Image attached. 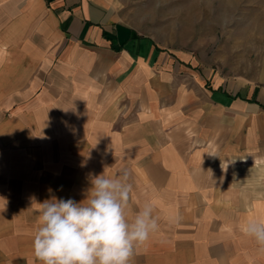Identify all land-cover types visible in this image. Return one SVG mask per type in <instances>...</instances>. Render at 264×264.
Wrapping results in <instances>:
<instances>
[{
  "label": "crops",
  "instance_id": "1",
  "mask_svg": "<svg viewBox=\"0 0 264 264\" xmlns=\"http://www.w3.org/2000/svg\"><path fill=\"white\" fill-rule=\"evenodd\" d=\"M130 17L123 0H0V264H40L39 203L121 170L130 208L159 217L131 264H264L243 232L264 221V105Z\"/></svg>",
  "mask_w": 264,
  "mask_h": 264
},
{
  "label": "rangeland",
  "instance_id": "2",
  "mask_svg": "<svg viewBox=\"0 0 264 264\" xmlns=\"http://www.w3.org/2000/svg\"><path fill=\"white\" fill-rule=\"evenodd\" d=\"M165 49L264 105V0H123Z\"/></svg>",
  "mask_w": 264,
  "mask_h": 264
},
{
  "label": "clouds",
  "instance_id": "3",
  "mask_svg": "<svg viewBox=\"0 0 264 264\" xmlns=\"http://www.w3.org/2000/svg\"><path fill=\"white\" fill-rule=\"evenodd\" d=\"M221 167L227 168L224 162ZM129 175L121 170L116 176H93L79 202L52 196L39 203L32 252L40 264H131L136 251L159 230V217L150 202L130 208ZM178 219L170 217L169 222ZM243 232L264 249V221H248Z\"/></svg>",
  "mask_w": 264,
  "mask_h": 264
}]
</instances>
